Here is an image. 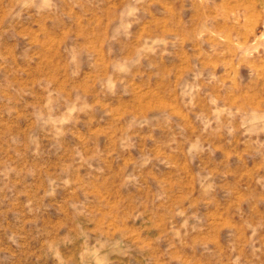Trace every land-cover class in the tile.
<instances>
[{"label": "rangeland", "instance_id": "374dc122", "mask_svg": "<svg viewBox=\"0 0 264 264\" xmlns=\"http://www.w3.org/2000/svg\"><path fill=\"white\" fill-rule=\"evenodd\" d=\"M0 264H264V0H0Z\"/></svg>", "mask_w": 264, "mask_h": 264}]
</instances>
